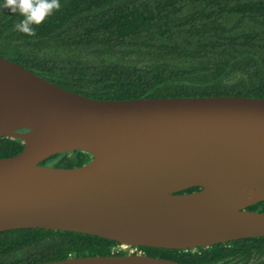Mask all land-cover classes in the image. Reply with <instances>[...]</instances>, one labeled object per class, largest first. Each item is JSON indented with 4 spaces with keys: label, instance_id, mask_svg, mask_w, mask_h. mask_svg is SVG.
Masks as SVG:
<instances>
[{
    "label": "water",
    "instance_id": "water-1",
    "mask_svg": "<svg viewBox=\"0 0 264 264\" xmlns=\"http://www.w3.org/2000/svg\"><path fill=\"white\" fill-rule=\"evenodd\" d=\"M0 136L24 144L0 158V231L185 250L264 237V212L248 209L264 200V97L98 99L0 55ZM78 149L91 154L81 166L41 164ZM31 264L187 263L129 252Z\"/></svg>",
    "mask_w": 264,
    "mask_h": 264
},
{
    "label": "trees",
    "instance_id": "trees-1",
    "mask_svg": "<svg viewBox=\"0 0 264 264\" xmlns=\"http://www.w3.org/2000/svg\"><path fill=\"white\" fill-rule=\"evenodd\" d=\"M4 2L0 55L71 91L98 99L264 97V0H60L59 10L33 26L35 36L16 29L23 17ZM23 148L21 139L0 136V158ZM90 159L78 149L41 164L77 167ZM248 209L264 212V200ZM119 244L63 230H5L0 264L129 253L114 250ZM138 249L187 264H264V237L188 250Z\"/></svg>",
    "mask_w": 264,
    "mask_h": 264
},
{
    "label": "clouds",
    "instance_id": "clouds-1",
    "mask_svg": "<svg viewBox=\"0 0 264 264\" xmlns=\"http://www.w3.org/2000/svg\"><path fill=\"white\" fill-rule=\"evenodd\" d=\"M3 7L18 13L23 19L18 22L16 29L28 36H35L34 25L39 26L61 7L60 0H5Z\"/></svg>",
    "mask_w": 264,
    "mask_h": 264
},
{
    "label": "rangeland",
    "instance_id": "rangeland-1",
    "mask_svg": "<svg viewBox=\"0 0 264 264\" xmlns=\"http://www.w3.org/2000/svg\"><path fill=\"white\" fill-rule=\"evenodd\" d=\"M128 248V249H127ZM120 249H127L129 252H135V251H138V253H143V251L142 250H140V249H136V248H130V247H128V246H125V245H123V244H119V245H117L115 248H114V250H120Z\"/></svg>",
    "mask_w": 264,
    "mask_h": 264
},
{
    "label": "flooded vegetation",
    "instance_id": "flooded-vegetation-1",
    "mask_svg": "<svg viewBox=\"0 0 264 264\" xmlns=\"http://www.w3.org/2000/svg\"><path fill=\"white\" fill-rule=\"evenodd\" d=\"M128 247H130V248H131V247H132V248H136V249L138 250V247H136V246H128ZM127 249H128V248H127ZM127 249H126V250H127Z\"/></svg>",
    "mask_w": 264,
    "mask_h": 264
}]
</instances>
